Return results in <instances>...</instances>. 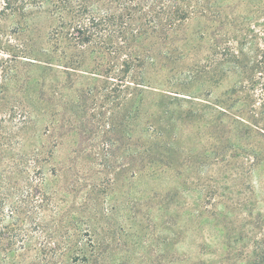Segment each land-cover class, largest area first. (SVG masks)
Masks as SVG:
<instances>
[{
  "label": "rangeland",
  "instance_id": "374dc122",
  "mask_svg": "<svg viewBox=\"0 0 264 264\" xmlns=\"http://www.w3.org/2000/svg\"><path fill=\"white\" fill-rule=\"evenodd\" d=\"M56 26L44 9L25 22L0 15L1 179L22 165L0 190L8 195L0 263L71 264L70 254L60 256L63 225L79 221L78 239L88 228L100 245L88 264H264V0H209L206 14L191 16L175 37L143 41L150 50L143 75L152 84L134 103L136 136L166 150L144 171L129 158L143 147L122 139L134 112L127 99L112 106L106 88L75 119L62 96L75 86L63 91V74L57 82L56 72L24 59L23 49H52ZM99 114L116 117V140L104 138L109 126ZM83 119L95 128L81 142L69 125ZM78 144L91 157L78 156ZM41 177L52 202L33 216L37 227L11 209L27 195L25 180ZM7 229L16 238L10 256Z\"/></svg>",
  "mask_w": 264,
  "mask_h": 264
},
{
  "label": "trees",
  "instance_id": "16d2710c",
  "mask_svg": "<svg viewBox=\"0 0 264 264\" xmlns=\"http://www.w3.org/2000/svg\"><path fill=\"white\" fill-rule=\"evenodd\" d=\"M1 1L3 6L0 15H9L22 20V22L42 9L55 15L57 26L52 31V49H45L46 51H42V53H37L34 49H23L24 59L30 60V63H36L38 67L44 70L56 72L57 82L59 80L57 73L63 74V82L59 84L63 91L75 86L73 88L74 95L67 93L62 95L65 108L67 107V110L72 113L70 115H73L75 119L84 117L81 114L85 112L88 106L89 97L96 96L106 88V92L109 93H105L103 96L107 100L111 99L112 106L117 108L121 97L127 99L128 105L134 112L130 110V115L127 116L122 131V139L128 147L134 144L137 148L143 147L129 155L136 168L140 171L151 168L154 165L153 160L161 157V154L166 150H157L158 146L155 143L157 139L142 140L141 137L136 136L135 122L140 115L138 114L139 108L134 103L140 93L145 91L143 87L148 86L147 88H149L152 84L151 79L143 75L144 69L142 68L146 65L145 56L150 53V50L144 47L143 41H147L149 39L147 36L152 35L159 39L163 38L161 40H166L169 35H178L185 28L184 24L191 16L206 14L209 0ZM64 40L68 42L66 47L62 45ZM88 49H91L90 53L86 52ZM121 54L123 55L122 60L118 63ZM151 54L156 56L153 50ZM101 76L106 78L101 80ZM78 79L82 85L79 88L76 87L79 84ZM128 81L129 83H126ZM100 82L102 85L97 89ZM108 89L109 91H107ZM113 114L106 117V121L104 120L105 117L100 114L97 118L99 124L103 123L109 126V129L106 130L107 137H104L105 139L114 138L118 133L119 124ZM69 126V128L76 129L75 133L80 136L82 142L83 136L91 133L93 126L95 128V121L92 123V121L83 119L73 122ZM114 140L116 139L114 138ZM114 143H110V145L114 146ZM148 144L149 146H147ZM75 153L78 156L91 157L90 154L84 153L81 144H78ZM34 163H38V160L35 159ZM71 163L74 162L71 161ZM21 166L5 172L2 179L0 177V190L5 187L4 185L10 184L8 181L10 178L15 179L22 175ZM39 169L41 168L39 167ZM71 170H74V167H71ZM40 180L34 185L25 180L27 195L22 193V197L15 202L11 209V213L16 212L19 219L21 213L24 214V219L20 221L28 222L30 225L34 224L33 216L35 217L41 211L48 209L50 202H52V198L42 187L46 179L41 177ZM34 196L37 198L34 199ZM7 198L8 195L0 191V208ZM33 199L34 202H32ZM65 222H67L66 225H63L65 229V252H60V256L64 259L66 255L70 254L71 264H76L78 261L88 264L93 259L97 262L100 245L93 240L90 230L86 228L81 231L78 239L79 229L75 226H78L79 221L74 224L70 221ZM37 224L36 222L34 226L39 227ZM70 227L73 232L69 231ZM54 229L46 233L47 238H52ZM13 233L12 229L6 230L5 239L7 240V255L9 254V256L12 254L11 249L16 241ZM4 234L0 231V236ZM22 241L24 245L26 240ZM42 249H45V245L42 246ZM63 264H68V262L63 261Z\"/></svg>",
  "mask_w": 264,
  "mask_h": 264
}]
</instances>
